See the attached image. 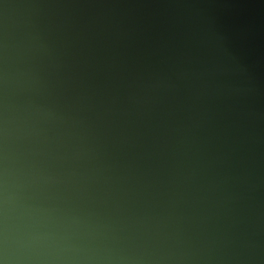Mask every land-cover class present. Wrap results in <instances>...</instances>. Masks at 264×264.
Listing matches in <instances>:
<instances>
[{
    "label": "clouds",
    "instance_id": "9594fccd",
    "mask_svg": "<svg viewBox=\"0 0 264 264\" xmlns=\"http://www.w3.org/2000/svg\"><path fill=\"white\" fill-rule=\"evenodd\" d=\"M0 264H264V0H0Z\"/></svg>",
    "mask_w": 264,
    "mask_h": 264
}]
</instances>
